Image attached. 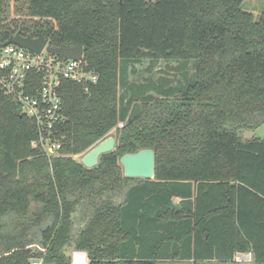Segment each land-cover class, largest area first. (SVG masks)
<instances>
[{
    "label": "trees",
    "instance_id": "trees-1",
    "mask_svg": "<svg viewBox=\"0 0 264 264\" xmlns=\"http://www.w3.org/2000/svg\"><path fill=\"white\" fill-rule=\"evenodd\" d=\"M244 0H0V45L38 37L82 47L95 83L64 80L60 149L0 94V264L166 261L264 264V8ZM193 61L189 83L159 97L119 83L121 61ZM182 63V62H180ZM179 63V64H180ZM122 126H119V125ZM93 168L80 159L107 137ZM154 151V178L123 176L119 159ZM75 264H86L76 253Z\"/></svg>",
    "mask_w": 264,
    "mask_h": 264
},
{
    "label": "built area",
    "instance_id": "built-area-1",
    "mask_svg": "<svg viewBox=\"0 0 264 264\" xmlns=\"http://www.w3.org/2000/svg\"><path fill=\"white\" fill-rule=\"evenodd\" d=\"M64 80L87 85L95 83L97 75L86 70L83 56L72 60L51 54L46 47L35 54L16 44L0 45V94L18 103L22 113L33 120L37 139L32 146L49 159L60 149L57 134L64 120L60 97ZM237 255L239 262L250 258V254Z\"/></svg>",
    "mask_w": 264,
    "mask_h": 264
},
{
    "label": "rangeland",
    "instance_id": "rangeland-1",
    "mask_svg": "<svg viewBox=\"0 0 264 264\" xmlns=\"http://www.w3.org/2000/svg\"><path fill=\"white\" fill-rule=\"evenodd\" d=\"M24 0H9V11L11 17H14L16 5L23 8ZM264 2L257 0H244L243 8L250 11L254 16H258L259 12L263 10ZM18 15H16L17 17ZM182 62V63H180ZM140 66L136 68L132 67V64L126 63L125 61L120 62L119 66V83L122 85L123 80L126 83L128 91L133 89H139L141 91L149 90L145 100L154 97L161 96L163 91H167L168 87L165 85H170L172 81L179 80L180 84L185 85L189 83L192 78L193 73V61L183 62V61H156V60H143L140 62ZM180 63V64H179ZM245 138H259L264 139V124L260 126L255 131H246L243 133ZM83 252L86 254V264H88L87 253L84 251H74L69 250L68 254L70 256V264H75L74 258L75 254ZM188 261V260H187ZM253 264L252 259L242 260L240 263L226 262L220 263L217 261H198L197 264ZM161 264V263H157ZM169 264H183L181 261L173 260ZM186 264H192L187 262Z\"/></svg>",
    "mask_w": 264,
    "mask_h": 264
},
{
    "label": "water",
    "instance_id": "water-1",
    "mask_svg": "<svg viewBox=\"0 0 264 264\" xmlns=\"http://www.w3.org/2000/svg\"><path fill=\"white\" fill-rule=\"evenodd\" d=\"M8 44H16L21 48L27 49L35 54H39L44 47L47 52L59 55L65 59L81 60L82 47H65L53 48L47 46V40L39 33L38 37H22L19 34L11 36L1 46ZM114 148V138L107 137L98 145L92 148L89 152L84 154L80 162L86 168H93L97 165L98 159L101 155L112 151ZM119 163L122 166L123 176L128 178L153 179L154 178V151L152 149H142L135 153L123 154ZM82 253L86 256L85 253Z\"/></svg>",
    "mask_w": 264,
    "mask_h": 264
},
{
    "label": "crops",
    "instance_id": "crops-1",
    "mask_svg": "<svg viewBox=\"0 0 264 264\" xmlns=\"http://www.w3.org/2000/svg\"><path fill=\"white\" fill-rule=\"evenodd\" d=\"M256 1V0H255ZM258 2H260V1H262V2H264V0H257ZM264 8V7H263ZM238 255H241V256H243V255H248V254H238ZM237 255V256H238ZM250 260H251V255H250ZM169 262H171V261H166V262H158V263H161V264H169ZM187 262H189V263H192V264H197V262L196 261H194V260H184V261H181V263H183V264H186ZM235 263H240L239 261H237L236 259H235V261H234ZM242 262V261H241ZM241 264H244V263H241Z\"/></svg>",
    "mask_w": 264,
    "mask_h": 264
}]
</instances>
